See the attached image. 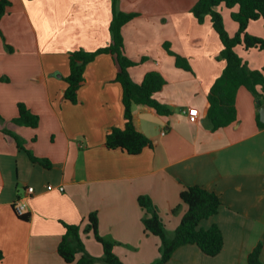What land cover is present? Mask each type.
Here are the masks:
<instances>
[{"label":"crops","instance_id":"crops-1","mask_svg":"<svg viewBox=\"0 0 264 264\" xmlns=\"http://www.w3.org/2000/svg\"><path fill=\"white\" fill-rule=\"evenodd\" d=\"M10 1L0 23L1 264H76L58 252L66 233L63 223L80 225L86 251L101 259L102 245L85 232L92 213L98 215L100 235L115 243L125 264H155L160 240L145 233L138 198H151L172 236L187 211L180 194L193 185L220 196L219 214L200 226L218 225L225 245L216 257L184 246L167 264H248L260 242L264 263V128L258 125L264 90L258 87L259 105L253 93L240 88L237 121L212 130L208 95L226 62L218 58L223 45L211 18L201 24L191 13L197 0L119 2L121 11L138 14L123 28L124 53L139 63L129 69L130 76L141 83L147 73H160L167 84L157 98L173 111L163 116L145 105L133 107L137 127L154 143L135 156L106 146L109 130L125 124L119 67L111 54L87 66L77 104L64 98L70 53L94 52L112 42V0ZM219 10L235 35L238 28L230 16L237 8L231 14ZM248 32L264 39V21L251 22ZM167 44L192 71L176 66ZM237 52L251 69L263 68L264 51L240 46ZM20 103L40 117L37 128L13 122ZM190 108L199 110L197 123L188 120ZM26 151L52 167L33 162ZM28 187L35 189L32 196ZM21 197L28 201L27 219L13 207Z\"/></svg>","mask_w":264,"mask_h":264},{"label":"trees","instance_id":"trees-1","mask_svg":"<svg viewBox=\"0 0 264 264\" xmlns=\"http://www.w3.org/2000/svg\"><path fill=\"white\" fill-rule=\"evenodd\" d=\"M120 0H112L113 19L110 25L112 42L109 46L100 48L94 52L85 50L73 51L69 55L70 73L65 78L67 88L64 98L73 104L79 101V90L85 82V71L87 66L95 61L101 54H111L119 67L116 81L123 89L124 105V127H112L106 137L108 149H121L129 155H139L147 147L153 148V141L147 137L136 125L133 107L135 105H145L155 109L159 115L169 116L173 114L171 108L157 98L162 89L167 84L165 78L158 72L146 74L143 82L136 83L130 76L129 69L139 65L138 62L129 59L125 53V43L123 28L126 24L138 17L137 13H126L119 9ZM11 6L10 0H0V23ZM224 6L229 10H234L231 14L232 20L238 24V31L235 35H230L224 23L223 16L219 10ZM191 13L199 23H204L207 16L211 18L212 25L219 35L223 49L219 59L226 62V67L222 75L214 82L208 95V120L212 125V130L217 131L225 128L237 121V94L240 88L249 90L259 100V105L263 103V96L258 91V87L264 90V66L261 70H253L249 64L242 59L237 52L238 47H243L249 51L257 49L264 51V39L249 34L248 28L251 22L264 21V0H197ZM166 50L173 56L178 68L192 71L188 61L180 55L174 53L167 44ZM10 49V47H8ZM18 117L13 122L19 126L37 128L40 124V117L33 114L31 110L20 103L18 105ZM258 125L264 128V123L258 120ZM3 133L16 139L18 147L25 150L20 139L7 129ZM30 159L50 169L51 163L47 160L37 158L31 152L26 151ZM181 203L187 206L181 223L170 236L166 229L165 222L157 207L150 197L140 196L139 205L145 211L142 218L145 233L152 234L160 240V258L155 264H167L175 252L184 246H197L203 254L209 257L218 256L225 245V240L221 228L214 224L205 229L200 225L203 221L219 214L223 203L220 196L209 191L203 186H187L180 194ZM177 207L173 213H177ZM22 218V217H21ZM22 219H27V216ZM66 233L58 247L59 255L67 263L76 264H96L101 261L104 264H125L115 253V243L104 239L99 233V218L97 213L90 214L86 233L92 232L96 241L102 245L103 257L98 259L91 256L85 249L81 240V226L63 223ZM263 244L260 242L248 256V264H264L261 257ZM82 254L80 258L77 256ZM4 259V254L0 251V264Z\"/></svg>","mask_w":264,"mask_h":264},{"label":"built area","instance_id":"built-area-1","mask_svg":"<svg viewBox=\"0 0 264 264\" xmlns=\"http://www.w3.org/2000/svg\"><path fill=\"white\" fill-rule=\"evenodd\" d=\"M187 116H188V120L190 122L197 123L199 121V110L197 108H190L187 111ZM52 189H53L52 186H48V190H52ZM59 189L61 191H64L63 187H60ZM26 191H27L29 196H32L35 192V189L33 187H28ZM13 207H14L16 214L19 217L23 218V217L27 216L29 205H28V201L26 198L21 197L18 200H16Z\"/></svg>","mask_w":264,"mask_h":264},{"label":"water","instance_id":"water-1","mask_svg":"<svg viewBox=\"0 0 264 264\" xmlns=\"http://www.w3.org/2000/svg\"><path fill=\"white\" fill-rule=\"evenodd\" d=\"M259 112L261 113V121L264 123V105L260 107Z\"/></svg>","mask_w":264,"mask_h":264},{"label":"rangeland","instance_id":"rangeland-1","mask_svg":"<svg viewBox=\"0 0 264 264\" xmlns=\"http://www.w3.org/2000/svg\"><path fill=\"white\" fill-rule=\"evenodd\" d=\"M220 8H222V9H224L226 12H229L230 14H231V11L229 10V9H227V8H225V7H220ZM219 8V9H220ZM230 18H231V16H230ZM231 21L233 22V24L235 25V26H237V28H238V25L232 20V18H231ZM193 263V262H192Z\"/></svg>","mask_w":264,"mask_h":264}]
</instances>
